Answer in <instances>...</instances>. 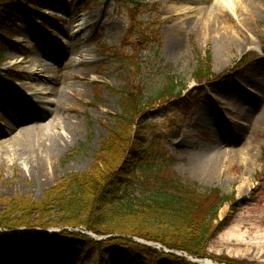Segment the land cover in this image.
Segmentation results:
<instances>
[{
	"label": "rangeland",
	"instance_id": "374dc122",
	"mask_svg": "<svg viewBox=\"0 0 264 264\" xmlns=\"http://www.w3.org/2000/svg\"><path fill=\"white\" fill-rule=\"evenodd\" d=\"M38 1L42 5L38 8H43L40 11L32 10L28 0H4L0 4V40L6 49L2 63L18 58L31 62L38 57L47 59L41 64L45 66L44 63L53 64V59L57 61L58 53L70 51L83 61L85 71L65 69L66 59L49 69L46 76L34 73L31 77L44 88L50 86V81L43 78L57 77V70L75 75L63 78L55 87L65 86L70 90L64 102L65 111L56 118L58 129H47L45 133L65 134L68 142L54 161L48 181L41 185L21 180L25 175L21 162L4 163L0 217L11 215L12 219L20 220L17 205L42 202L49 190L70 175L94 173L99 143L107 138L114 116L120 112L115 91L131 89L141 91L145 99L155 98L146 115L152 126L148 136H159L164 145V158L158 170L173 171L183 180L195 183L200 190L217 189L235 200L234 209L225 204L218 212V221L227 219V222L209 240L206 249L209 258L177 255L193 264H264V122L257 125L254 133L250 128L260 115L250 116L248 127L239 124L245 118L243 114L251 112L255 105L264 109V0H219L216 3L214 0H141L140 7L134 11L114 0ZM214 4L224 13L214 9ZM72 22L75 25L85 22L89 28L84 33L71 32L68 27ZM139 26L144 29V35L134 31ZM21 39L23 43L18 45ZM43 51L48 57H41ZM122 52L139 61V71L122 63L116 56ZM206 57H209L213 77L199 84L194 72L198 61ZM242 57L245 58L243 63L224 77ZM3 66L0 65V127L3 118L10 117L23 103L34 101L35 92L20 87L19 72L28 70L3 69ZM10 75L13 81L3 82L1 77ZM172 83L177 86L180 98L187 99L181 109L156 98L160 90ZM39 85H35L36 90L40 89ZM10 89L18 90L22 103L5 104ZM53 99L49 95L45 101ZM209 115L220 119L219 128L198 125L200 119ZM66 120L70 124L68 129L64 127ZM49 122L50 118L45 116L27 125L38 132ZM244 128L243 132L234 134ZM214 135L224 139L233 135L235 141L228 148L216 151L223 158L218 175L197 177L191 171L192 153L202 145L200 153L209 157L207 141ZM243 148L247 150L237 155ZM1 157L5 158L0 154V160ZM137 174L140 179L152 175L146 168ZM131 187L134 196L145 193L140 182H134ZM55 222L52 217L48 223ZM58 231V227H51L46 232L52 235ZM75 231L94 240L102 239L83 229ZM25 232L23 228L15 231L17 235ZM39 232L31 230L32 247L37 243ZM5 234L10 235L9 231ZM86 251L73 245L64 256L57 252L52 256L42 254V261L51 257L49 264H90L95 256L92 251L85 254ZM11 260L13 264H25L27 254L17 250ZM8 261L7 255L0 264H8ZM37 262L34 260V264Z\"/></svg>",
	"mask_w": 264,
	"mask_h": 264
},
{
	"label": "trees",
	"instance_id": "16d2710c",
	"mask_svg": "<svg viewBox=\"0 0 264 264\" xmlns=\"http://www.w3.org/2000/svg\"><path fill=\"white\" fill-rule=\"evenodd\" d=\"M3 1L0 0V4ZM114 1L132 11L141 5V0ZM28 2L32 10L42 6L38 0ZM132 18L134 24V16ZM134 29L143 34L142 26ZM5 51L0 40V63ZM116 54L127 67L139 71V61L133 60L132 55ZM244 59L240 58L223 76L237 69ZM212 77L209 57L198 61L194 72L197 83H207ZM3 78L6 82L12 81L11 77ZM176 89L173 83L166 85L156 96L157 100L181 109L187 99L180 98ZM115 95L119 99L120 112L114 116V125L107 138L99 143L94 173L70 175L49 190L42 202L17 205L20 220L2 215L0 260L8 255V264H13L11 256L21 250L27 254L25 264H34V260L38 261L36 264H49L53 252L64 256L73 245L93 252L95 259L90 264L108 261L116 264L138 261L193 264L177 253L192 259L209 258L206 254L208 242L227 222V219L218 221V212L225 204L234 209V197L225 196L217 189L200 190L195 183L183 180L173 171L158 170L164 158V145L159 136H148L152 126L146 115L155 98L145 99L141 91L131 89L115 91ZM145 168L152 175L138 178V171ZM134 182L144 185L145 193L140 197L132 194ZM52 217L56 220L53 225L48 223ZM21 227L42 230L35 246L30 244L29 233L17 235L14 232ZM51 227H58L60 231L47 235ZM75 229H83L102 239L94 240ZM6 231L11 234L6 235ZM128 237L156 243L171 253L140 245ZM47 253L49 259L42 261V254Z\"/></svg>",
	"mask_w": 264,
	"mask_h": 264
},
{
	"label": "bare ground",
	"instance_id": "6f19581e",
	"mask_svg": "<svg viewBox=\"0 0 264 264\" xmlns=\"http://www.w3.org/2000/svg\"><path fill=\"white\" fill-rule=\"evenodd\" d=\"M219 0H214L213 3L218 2ZM214 9H217V5L214 4ZM219 13L223 14L221 8L217 9ZM181 11V10H180ZM89 26L84 22H79L75 25V22H72L68 29L71 32H82L84 33ZM180 29V25H178ZM23 43V40H18L17 44ZM173 47H171L172 50ZM44 54H41V57H48L45 51ZM58 59L54 63H44L45 66H41L43 62H46L47 59L43 58L40 60L38 57H35L31 62H27L24 59L18 58L9 61V63H5L3 69H9L13 67L23 68L28 70L26 73L19 72V76H21L22 81L20 83V87L25 90H33L34 101L31 103H23L14 113L10 115V117L3 118V125L0 127V154L5 158L0 160V180L3 177V166L6 161H9L13 164L17 161L21 162V164L25 168V175L23 174L21 180L24 181L26 179L31 180L34 185L44 184L49 179L50 170L54 161L59 157V155L64 151V148L67 145V136L62 133H58L57 135H46V130L58 129L59 124L56 122L57 115H62L65 111V98L68 95L69 87H58L60 81L65 78H74L75 75L68 73H60V71H55L57 73V77L50 78L45 77L43 80L50 81V86L46 85V87L42 88V85L37 84L31 77L35 74L41 75L42 77L46 76L47 71L52 69V67L56 66V64L65 61V69L70 70H79L85 71L84 67H82V60L75 58L76 54H71L70 51L58 53ZM78 62V63H77ZM41 66V68H40ZM35 85H39L40 89L36 90ZM42 88V89H41ZM52 96L54 99L51 101H45L47 96ZM13 101L15 104L22 103L23 98L18 93L16 89L7 90V99L5 104L10 106ZM48 107V108H46ZM50 107V108H49ZM251 112L244 113L243 116L245 118L240 120L239 124L248 127V122L251 120L250 116L252 115H260L257 123L254 124L250 130L254 133L256 131L257 125H260L264 122V109L261 106L255 105L251 110ZM48 116L50 118V122L43 125L42 128L39 129L38 132H35L32 128L28 127V123L30 121H36L38 119H42L43 117ZM35 119V120H34ZM67 123V124H66ZM67 129L70 126L68 120L64 122ZM198 125H203L204 127L213 126L219 128L220 119L215 118V116H205L200 119ZM245 130L239 129L234 134L241 133ZM7 135L10 138L5 139ZM11 137H13L11 139ZM233 135H230L225 139L221 136L214 135L212 136L208 142V156L204 157L200 151H202V145L197 146V151L192 153L191 156V171L195 176L199 177H213L218 175L220 171V166L222 164V156L217 154L216 151L224 148H228L234 142ZM11 144V145H10ZM185 144V143H183ZM12 146V147H11ZM246 148H243L241 152L237 155L241 156L240 153H243Z\"/></svg>",
	"mask_w": 264,
	"mask_h": 264
},
{
	"label": "water",
	"instance_id": "95a60500",
	"mask_svg": "<svg viewBox=\"0 0 264 264\" xmlns=\"http://www.w3.org/2000/svg\"><path fill=\"white\" fill-rule=\"evenodd\" d=\"M22 228L26 231L24 234L29 233L31 236H34V235L31 233V230L38 229V230H40V232H42V230H41L40 228H37V227H35V228H33V229H28V228H25V227H21V228H19V229H22ZM15 231H16V230H15ZM15 231H14V232H15ZM9 233L11 234V232H9ZM128 238L132 239L134 242H136V243H138V244H140V245L149 246V247L155 246V247H152V248H154V249H156V250L161 249L164 253H171V251H168V250H166V249H162V248H160L159 246H157L156 244L147 243V242L145 243L144 241L142 242V241H140V240L137 239V238H132V237H128ZM177 254H180V253H177ZM184 256H186V255H184Z\"/></svg>",
	"mask_w": 264,
	"mask_h": 264
}]
</instances>
